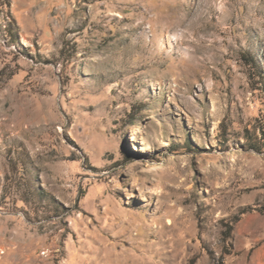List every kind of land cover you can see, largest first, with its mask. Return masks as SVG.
Segmentation results:
<instances>
[{
    "label": "rangeland",
    "instance_id": "374dc122",
    "mask_svg": "<svg viewBox=\"0 0 264 264\" xmlns=\"http://www.w3.org/2000/svg\"><path fill=\"white\" fill-rule=\"evenodd\" d=\"M0 264H264V0H0Z\"/></svg>",
    "mask_w": 264,
    "mask_h": 264
},
{
    "label": "bare ground",
    "instance_id": "6f19581e",
    "mask_svg": "<svg viewBox=\"0 0 264 264\" xmlns=\"http://www.w3.org/2000/svg\"><path fill=\"white\" fill-rule=\"evenodd\" d=\"M12 120V119H11ZM26 130V129H25Z\"/></svg>",
    "mask_w": 264,
    "mask_h": 264
}]
</instances>
